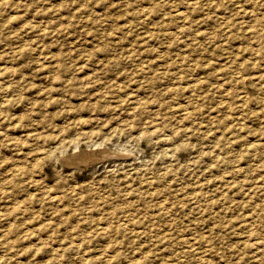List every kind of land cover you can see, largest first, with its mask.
<instances>
[{"label": "rangeland", "instance_id": "rangeland-1", "mask_svg": "<svg viewBox=\"0 0 264 264\" xmlns=\"http://www.w3.org/2000/svg\"><path fill=\"white\" fill-rule=\"evenodd\" d=\"M111 263L264 264V0H0V264Z\"/></svg>", "mask_w": 264, "mask_h": 264}, {"label": "bare ground", "instance_id": "bare-ground-1", "mask_svg": "<svg viewBox=\"0 0 264 264\" xmlns=\"http://www.w3.org/2000/svg\"><path fill=\"white\" fill-rule=\"evenodd\" d=\"M179 16V15H178ZM244 97V96H243ZM98 148H100V147H98ZM105 149V148H104ZM103 149V150H104ZM95 150V149H94ZM91 151V150H89V151H80V152H76V153H73V154H69L64 160H65V162L66 161H68V162H70V163H73V164H80V163H85L86 165L89 163V161H95V160H97V159H99L100 157L102 158H104V156H110V153L107 151V150H104V151H100V150H98V151ZM109 150V149H108ZM110 151V150H109ZM73 152V151H72ZM115 152V151H114ZM114 154V153H113ZM125 155V154H124ZM115 158V157H114ZM112 159V158H111ZM100 160V159H99ZM67 163V162H66ZM82 163V164H83ZM68 164V163H67ZM7 235V234H6ZM193 237V236H192ZM258 242H260V241H258ZM257 242V243H258ZM256 243V242H255ZM262 243V242H261ZM255 246V245H254ZM258 248H259V246H257ZM256 247V248H257ZM261 248V247H260ZM259 248V249H260ZM259 249H257V250H259ZM110 257H108V259H109ZM199 259H201V258H199ZM113 261V260H112ZM112 261H110V262H112ZM180 262V261H179ZM112 264V263H111Z\"/></svg>", "mask_w": 264, "mask_h": 264}]
</instances>
